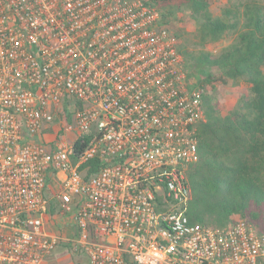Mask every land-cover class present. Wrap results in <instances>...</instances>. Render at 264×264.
Segmentation results:
<instances>
[{
	"label": "built area",
	"instance_id": "1",
	"mask_svg": "<svg viewBox=\"0 0 264 264\" xmlns=\"http://www.w3.org/2000/svg\"><path fill=\"white\" fill-rule=\"evenodd\" d=\"M162 14L0 0V264H40L64 243L88 264H264V233L244 220L187 217L203 91ZM54 204L66 232L46 229Z\"/></svg>",
	"mask_w": 264,
	"mask_h": 264
},
{
	"label": "trees",
	"instance_id": "2",
	"mask_svg": "<svg viewBox=\"0 0 264 264\" xmlns=\"http://www.w3.org/2000/svg\"><path fill=\"white\" fill-rule=\"evenodd\" d=\"M172 1L144 0L162 7ZM176 7L198 22L195 46L178 47L186 78L202 87L239 79L249 85V95L225 113L203 94L198 160L187 172V217L194 224L222 228L238 216L264 233V0H229L218 14L210 10L208 0H183ZM227 37H232L230 43L218 53L207 50ZM83 146L82 140L75 143V155ZM86 167L90 175L100 165L92 159L81 168Z\"/></svg>",
	"mask_w": 264,
	"mask_h": 264
},
{
	"label": "rangeland",
	"instance_id": "3",
	"mask_svg": "<svg viewBox=\"0 0 264 264\" xmlns=\"http://www.w3.org/2000/svg\"><path fill=\"white\" fill-rule=\"evenodd\" d=\"M182 1L183 0H173L172 2H170L169 4L167 3L163 7H158L162 11V13H169L166 15L168 28L175 32V34L179 38L180 44H186L190 48H192L196 44L195 35L197 31L198 22L192 19L187 10L183 8H181L180 10L177 9L176 4ZM208 2L210 5V10L213 13L218 14L221 8L227 6L229 0H208ZM232 2H236V0H232ZM231 39L232 37H227L222 42L213 45H208L207 50L212 52L213 54H216L220 49L227 46L230 43ZM191 81H193L196 86H198L203 91V94H207V96H209L212 102L217 104L218 107L221 108L223 113L234 108L238 104L241 96L249 95V85L241 79L236 81L227 80L225 83L215 82L211 86L205 87H202L194 78L191 79ZM47 139H52V136H47ZM64 140L68 144H72L74 142V136L72 134L65 135ZM53 190L54 186H49L47 191L49 193H52ZM53 210L54 211L53 213H51V215H53L54 218L57 220V218L61 217V213L57 209L55 204L53 205ZM238 218V216H234L232 220L235 221ZM60 220V222H64V219ZM55 249L65 251L70 258H74L73 256L76 255L70 251L69 246L65 243L57 245Z\"/></svg>",
	"mask_w": 264,
	"mask_h": 264
},
{
	"label": "crops",
	"instance_id": "4",
	"mask_svg": "<svg viewBox=\"0 0 264 264\" xmlns=\"http://www.w3.org/2000/svg\"><path fill=\"white\" fill-rule=\"evenodd\" d=\"M52 216L47 218L45 226L48 232L58 233L60 231H67V228L64 227V224ZM63 224V226H62ZM68 225V224H66ZM64 227V228H63ZM63 250H54L51 254L46 256L40 264H88L86 258L83 255L76 254L70 258L67 253Z\"/></svg>",
	"mask_w": 264,
	"mask_h": 264
}]
</instances>
